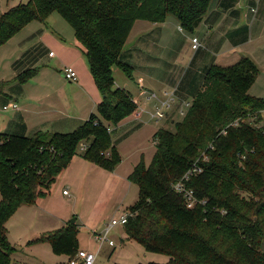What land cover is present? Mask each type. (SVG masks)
Here are the masks:
<instances>
[{"label":"trees","instance_id":"16d2710c","mask_svg":"<svg viewBox=\"0 0 264 264\" xmlns=\"http://www.w3.org/2000/svg\"><path fill=\"white\" fill-rule=\"evenodd\" d=\"M210 2L27 0L0 14L1 46L27 23L57 12L83 47L102 94L96 113L69 133L0 132V264H11L16 250L7 238L6 222L18 207L49 194L57 176L79 153L80 143H88L82 152L85 159L108 170L117 167L121 156L109 129L135 114L138 105L131 94L114 87L113 68L132 76V65L120 57L133 23H158L174 15L181 29L191 32ZM36 71L26 69L16 78L24 83ZM258 73L246 56L231 66L209 67L183 117L174 121L173 129L161 126L154 132L151 160L146 164L140 159L130 174L138 198L127 208L129 217L122 227L127 239L146 252L170 256L162 264H264V127L242 125L218 134L236 116L264 108L263 99L249 94ZM196 159L203 171L187 186L206 202L187 209L184 196L172 185ZM78 229L68 222L29 243L47 242L54 254L68 258L57 264H70L79 250Z\"/></svg>","mask_w":264,"mask_h":264},{"label":"crops","instance_id":"0c3cea01","mask_svg":"<svg viewBox=\"0 0 264 264\" xmlns=\"http://www.w3.org/2000/svg\"><path fill=\"white\" fill-rule=\"evenodd\" d=\"M52 18L51 14L44 21L27 23L0 46V132L23 136L40 131L69 133L97 111L102 94L90 74L84 49L77 42L73 31H69L55 17ZM193 29L191 32L181 29L174 15L158 23L144 19L133 23L120 57L121 61L132 65V76H127L118 66L113 68V76L118 68L129 80H133L130 87L126 80L119 84L114 76V87L131 94L138 105L135 114L122 119L116 127H111L110 136L113 146L119 151L120 161L116 168L108 170L85 159L78 149L79 153L71 158L49 191L54 196L61 194L69 197L73 194L76 197L81 184L96 186V199L88 214H76L74 221L79 230H90V239H94L95 231L103 230V225L111 217L128 212L127 208L137 200L126 202L132 192L138 195V186L129 181V176L140 159L146 162L148 151L145 150L148 146H143L144 141H150L154 147L153 134L165 126L166 120L157 122L164 120L168 114L173 125L177 106L190 105L209 67L231 66L243 56L251 58L259 73L250 85L249 94L264 100V0H211L207 11ZM191 35L197 36L202 43L195 51L188 44ZM51 52L53 55H50ZM69 65L77 73L76 81H68L61 74L62 69ZM26 69L37 71L31 79L21 83L16 77ZM165 92H174V102L165 110L163 118L158 121L151 119L149 115L154 111L157 101L150 96L155 94L160 99ZM12 103L17 105L16 108L10 107ZM5 105L8 109H3ZM145 116L148 118L144 120ZM123 143L132 144L129 157L121 151ZM151 150L150 158L155 147ZM88 170L90 176L95 175L91 183L86 179ZM64 189H67L68 194L62 193ZM45 199L38 198L35 203L42 206ZM34 204L21 207L31 209L35 217L46 214V208H38L37 204L34 208L29 207ZM49 215L45 220L47 230L43 233L70 222L57 219L52 212ZM5 227L7 230V222ZM121 231L124 236L122 240L132 241L127 239L123 227ZM28 237L25 245L20 246L11 243L7 230L10 244L16 246L11 255V264L29 260L32 256V247L38 243L29 241L39 236ZM110 238L113 240L112 236ZM115 245L105 243L98 248L97 255H110ZM79 249L86 250L80 246ZM48 259V264L68 260L66 256H58L53 252L48 255Z\"/></svg>","mask_w":264,"mask_h":264},{"label":"rangeland","instance_id":"374dc122","mask_svg":"<svg viewBox=\"0 0 264 264\" xmlns=\"http://www.w3.org/2000/svg\"><path fill=\"white\" fill-rule=\"evenodd\" d=\"M26 1L27 0H0V14L6 12L9 8ZM52 17H55L57 20L62 22L67 27V29H69V31H73L70 24H68L57 12H52ZM114 76L119 84L123 83V81L126 80L127 82H129L130 87L133 85V80H129L127 76H125L124 73L118 68H116V71H114ZM188 107L189 106H184L180 108V106L178 105L175 110V112H177L175 119L180 120ZM146 117L147 116L143 117V119L145 120ZM165 120V127L173 129V125H171V116H168V114L167 116H165L164 120H161L157 123H163V121ZM252 126L250 125V127ZM146 145L148 147L145 151H148V153L146 156L147 159L145 158V160L146 162H149L151 159L149 156L151 155V148L154 147L148 140L144 141L143 143V146ZM120 147L124 155H127V157L131 155V143H123ZM89 174L90 171L87 173L86 179L91 183V181L94 180L95 175L90 176ZM53 185L50 187V190L53 188ZM133 187L137 189V186H135V184H133ZM78 192L79 194L76 197L73 194L69 197L62 196L61 194L54 196L52 192L51 194L44 196L46 197L44 201L46 205L42 204L41 206L37 202L34 205L29 206L31 208H34L37 204L38 208H46V214H43V216L38 215L37 217H35V214L31 209H26L21 206L18 207L7 221L8 238L11 243L24 246L28 241L29 235L37 237L43 234V231L47 230L45 227V220L50 216L49 212H52L54 217H56L57 219L61 218L71 220L76 216V214L80 216H86L93 203L95 202L97 188L94 185L89 186V183H83L80 185ZM136 198H138V196L134 195V193L132 192L126 198V202L133 203ZM121 228V225L116 226L115 228H113L110 234V236H112L114 242L116 243L113 253H111L110 255H102L99 253V255H97L96 264H148L150 262L162 264L170 260V256H167L165 254L163 255L160 253L146 252L137 241L122 240L124 236ZM89 231L90 230H86L85 228H80V230L78 229L77 238L79 246L81 248H86V250L90 248L93 252L97 253L98 248L100 249L99 244L95 242L93 238H89L91 234ZM32 248L34 249L33 252L31 251L32 256L29 258V260L24 259L21 262H14L13 264H48V255H51L52 253L50 245L46 242H38V244H35Z\"/></svg>","mask_w":264,"mask_h":264},{"label":"built area","instance_id":"2783aa9c","mask_svg":"<svg viewBox=\"0 0 264 264\" xmlns=\"http://www.w3.org/2000/svg\"><path fill=\"white\" fill-rule=\"evenodd\" d=\"M188 44H190V48L192 50H197L202 46V43H200L199 39L195 35H191L188 40ZM50 55H53V52L50 53ZM61 74L63 77H65L66 80L70 81H76L77 80V73L73 66H65ZM150 97L154 98L157 101L156 106L154 107V111L150 113V118L154 119L156 121L160 120L165 115V110L168 109L171 104L174 102V92H165L164 97L157 98L155 94H152ZM16 104L12 103L10 107L16 108ZM188 106V105H187ZM190 106V105H189ZM3 109H8V106H3ZM254 126L256 128H263L264 127V108L253 110L251 112H245L241 115L236 116L235 119L227 123L221 128V131L218 134H225L226 129L229 127L236 128L237 126ZM111 130V128L109 129ZM211 142L208 144L209 147H211ZM87 143H80L79 150L83 152L86 150ZM201 157L203 159H206L205 152H202ZM242 157V155H238ZM196 159L194 162H192V166L185 171L182 176L178 179L177 182H175L172 185V189L176 192H180L185 199V206L187 209H193V207L196 204H204L206 201L199 199L197 195L194 193V191L187 186V182L193 178L194 176L198 175L203 171V169L197 164ZM63 194H68L67 189L62 190ZM225 210L222 211L224 214ZM129 217L128 212H124L117 217H111L104 225L103 230L99 232H94L93 236L95 239V242L99 244V247H102L105 243H108L109 245L113 246L115 242L110 238V234L118 225L123 226V224L126 223L127 218ZM97 253L93 252L91 250H85V249H79L77 253L75 254L74 258L69 261L70 264H95L97 259Z\"/></svg>","mask_w":264,"mask_h":264},{"label":"water","instance_id":"95a60500","mask_svg":"<svg viewBox=\"0 0 264 264\" xmlns=\"http://www.w3.org/2000/svg\"><path fill=\"white\" fill-rule=\"evenodd\" d=\"M74 221H75V217H73V219H71L69 223L72 224Z\"/></svg>","mask_w":264,"mask_h":264}]
</instances>
